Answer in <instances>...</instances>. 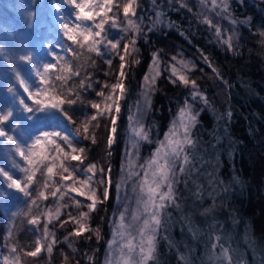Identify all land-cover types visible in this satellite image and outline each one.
I'll list each match as a JSON object with an SVG mask.
<instances>
[{
	"label": "rangeland",
	"instance_id": "374dc122",
	"mask_svg": "<svg viewBox=\"0 0 264 264\" xmlns=\"http://www.w3.org/2000/svg\"><path fill=\"white\" fill-rule=\"evenodd\" d=\"M180 1L192 9L224 49L233 51L237 48L239 27L232 23L229 8L223 11L221 0H217L215 10L211 0ZM128 2L111 0L104 5L107 11H102L98 4H103L104 0H91L92 7L86 6L84 11L100 12L101 15H94L92 20H79L68 0H0V116L9 111L12 113L7 121L0 122V128L14 137V141L0 137V168L13 179L20 180L27 192L10 188L11 182L0 173V264H150L156 260L163 235L164 210L178 205L179 187L185 180V173L195 171L193 146L185 145L179 154H173L167 147L166 136L175 125V138L183 140L180 110L190 104L197 124L208 108V99L203 88L196 82L191 83L192 74L201 69L194 58L175 47L157 45L152 49L140 91L130 104L128 126L119 139L116 204L106 216L105 203L112 183L109 148L117 141L126 69L136 58L138 41L154 39L167 27L154 9L140 14V0H135L133 11L125 14L123 6ZM205 18L211 24L206 23ZM104 20V29L97 28L96 25ZM129 20L138 26V30L129 24ZM64 23L73 28L79 24L78 42L64 36ZM213 25L220 29V36ZM85 30L93 34L89 41L80 36ZM101 31V35H95ZM229 38L231 48L223 43ZM112 44L117 47L113 49ZM66 52L96 68V73L82 75L67 63ZM49 63L55 67L46 70L44 65ZM182 75L189 81L186 85L190 94L176 108L154 149L146 151L144 144L149 138L156 83L162 78L183 83ZM118 85H123V91ZM194 91L200 96L193 98L191 93ZM29 93L45 102L57 97L65 101L72 99L74 103L65 102L61 105L63 111L49 109L51 115L28 113L21 105V99L29 107H37ZM93 104L99 107L93 108ZM194 127L190 134L192 140ZM43 131L59 132L60 136L52 137L55 144L42 138L43 154L40 155L41 146H36L33 151L37 155L33 157L34 163L29 165L19 156L17 146L28 154L27 149ZM159 149L162 153L160 162H169L167 178L155 165L149 166ZM185 155L189 158L188 163H184ZM73 156L81 159L73 160ZM48 167H52V173L47 171ZM29 175L33 177L31 183L27 182ZM169 184L174 198H162ZM157 185L159 192L151 191ZM73 188L76 191H72ZM93 193L97 206L90 211L88 205L93 202ZM84 213L88 215L85 217ZM105 223L109 227V238L98 260ZM81 224L86 225L88 231L75 236ZM209 235L211 233H204L210 242L198 253L194 244V254L198 258L193 264H264L261 254H256L252 247H245L249 245L240 233L233 237L234 243L219 245L212 242ZM148 236L154 237L155 243L150 259H146L148 253L142 251L148 248ZM36 247L41 251L36 256L29 255Z\"/></svg>",
	"mask_w": 264,
	"mask_h": 264
},
{
	"label": "trees",
	"instance_id": "16d2710c",
	"mask_svg": "<svg viewBox=\"0 0 264 264\" xmlns=\"http://www.w3.org/2000/svg\"><path fill=\"white\" fill-rule=\"evenodd\" d=\"M228 2L240 35L233 51L224 49L180 0L139 3L140 14L154 9L167 27L154 39L138 41L136 58L126 69L117 141L109 148L112 183L105 203L106 216L116 204L119 139L128 126L130 104L138 96L152 49L157 45L175 47L194 58L201 69L191 78L205 90L208 99V108L194 127L195 171L185 173L178 205L164 210L163 235L156 260L150 264H193L198 258L194 244L197 253L209 245L205 232L211 233V241L218 245L234 243L233 237L240 233L249 245L244 246L252 247L264 259V0ZM64 58L82 75L96 73V68L67 52ZM189 94V87L182 82L162 78L156 83L144 150L154 149L176 108ZM102 232L98 260L109 238L107 223Z\"/></svg>",
	"mask_w": 264,
	"mask_h": 264
},
{
	"label": "snow or ice",
	"instance_id": "6c2138e0",
	"mask_svg": "<svg viewBox=\"0 0 264 264\" xmlns=\"http://www.w3.org/2000/svg\"><path fill=\"white\" fill-rule=\"evenodd\" d=\"M111 0H104L103 4H98L99 8H101L102 11H107V9H105L104 5L110 3ZM222 4H223V11L226 12L227 9L229 8V3L228 0H221ZM68 3L72 4L76 10V18L79 20H92L94 15L99 16L101 15L100 12H85L84 9L85 7H92V3L91 0H86V2H77V0H68ZM134 3L135 0H129L128 3L124 4L123 6V11L125 14H128L130 11H133V7H134ZM211 4L213 7V10H215V8L217 7V0H211ZM59 11V9H58ZM220 13H218L219 15ZM159 15V14H158ZM205 22L211 24V21L208 20L207 18H205ZM106 21L104 20L103 23L96 25L97 28L100 29H104V25H105ZM232 23L235 24L236 21L232 20ZM129 24L133 27L136 28L138 30V26L135 25L131 20H129ZM113 26H115V24H113ZM79 24L76 25L75 28L70 27V25L68 23H64L62 25V28L64 30V36L67 37V39L69 41H72L74 43L78 42L77 41V29L79 28ZM213 27H216L215 25H213ZM101 32L95 33V35H101ZM216 34L217 36H220V29L218 27H216ZM92 33L88 30H85V32L80 33V36H82L84 41H89L92 37ZM223 43L227 44L229 48L232 47L231 44V38L224 40ZM113 49H115L117 47L116 44H112L111 45ZM125 48L127 49V46H125ZM96 51H99L98 49H94ZM25 59H28V57H25ZM121 59H124V57H121ZM46 70H50L53 67H55L54 64H46L44 65ZM146 80L148 79L147 77L145 78ZM154 79V78H153ZM180 80L183 81L184 84H188L189 81L185 76H180ZM21 83H23V81H21ZM193 85L195 84V81L191 82ZM118 87H120L121 91H123V85H118ZM25 91H28V88L25 87ZM44 95H47V92L44 93ZM193 98H197L200 96V94L198 92H192L191 93ZM29 97L34 99V103L37 106L36 108L33 107H29L27 104H25L24 100L21 99L20 103L21 105L24 106L25 110L28 113H40V114H48L51 115L52 112H49V109H59L61 111H63V108H61V105H63L65 102L69 105L73 104L74 101L72 99H68L67 101H65L64 99H58L57 97H51L47 102H45L42 99H35L32 96V93H29ZM205 103H207V101H205ZM93 108H98L99 105L93 104L92 105ZM119 109L117 108V111ZM12 115V113L9 111L7 115H3L0 116V122L2 121H7L9 119V117ZM64 115L67 116L68 114L66 112H64ZM180 115L183 118V122H182V127L184 128V136H183V140H178L176 139V129H175V125L173 126V129L168 133V135L166 136V140L168 141V145L167 147L171 149L173 154H179V152L183 149V147L185 145L188 146H193L194 145V141L190 138V134H191V128L195 126L196 122H197V117L195 114H193L192 111V106L190 104H186L181 110H180ZM70 118V117H69ZM95 119V118H93ZM85 130L86 127H85ZM7 137V140L9 141H14V137L11 135H7V133L0 128V137ZM53 136L59 137L60 133L59 132H48V131H43L40 133V136L35 138V141L33 143V145L29 146V148L27 149V153L25 152V149L21 148L19 145L17 146V152L19 154V156H21L29 165H32L34 163L33 157L37 155L36 152L33 151V149L36 146H41V153L40 155L42 156L43 154V144H42V138L45 142L47 143H52L55 144V140L52 139ZM67 139V138H65ZM144 139H147V136H144ZM57 147H59L57 145ZM162 147H164V145H162ZM81 152H83V149H80ZM161 150H157V153L155 155V157L152 159V161L149 162V166L152 167L153 165L156 166L157 170L160 172V174L162 176H164L165 178H167L168 174H169V162L165 161L164 163H161ZM73 160H79L81 159L80 156H73L72 157ZM189 162V158L185 155L184 157V163H188ZM47 171L49 173H52L53 169L52 167H48ZM181 171H183V169H181ZM0 173L3 174L4 177H7V179L11 182L8 186L10 188H15L20 192H24L25 194H27L26 189L24 187H22L21 185V181L18 179H13L11 175H9V173L7 171H5L4 169L0 168ZM33 180V177L31 175H29L27 177V182L31 183ZM160 190V186L157 185L155 188L151 189V191L153 192H159ZM72 191H76L75 188L72 189ZM81 195H84L83 192L80 193ZM41 196L44 195L43 192L40 193ZM162 198H167V199H173L174 198V192H173V188L172 185L169 184L168 187V191L162 194ZM92 199V203L88 205L90 211L94 210L97 206L96 201L97 198L95 197V194L93 193V196L91 197ZM207 211V210H206ZM59 214V212L57 211V215ZM83 216H87L88 213H84L82 214ZM123 219V217H122ZM33 223H35L36 221L33 220ZM88 231V228L86 225L81 224L75 231L74 235L75 236H80L82 233ZM147 244H148V248L147 249H142V251H146L148 253V255L146 256V259H150L151 258V252L154 251L155 249V243H154V237L152 236H148L147 237ZM51 245L48 246V251L51 252ZM41 251L40 247H36L35 251L29 253V255L31 256H36L37 253H39ZM7 260V258H6Z\"/></svg>",
	"mask_w": 264,
	"mask_h": 264
}]
</instances>
